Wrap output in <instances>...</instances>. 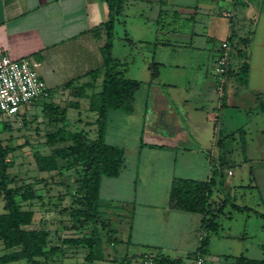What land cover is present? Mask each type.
<instances>
[{"label":"crops","instance_id":"1","mask_svg":"<svg viewBox=\"0 0 264 264\" xmlns=\"http://www.w3.org/2000/svg\"><path fill=\"white\" fill-rule=\"evenodd\" d=\"M107 16L101 0H0V55L28 59L46 85L62 80L60 92L76 81L90 82L91 70L97 71L94 88H99L105 37L90 31ZM222 41L230 46L234 41L245 56L230 57L228 82L219 98L213 68ZM112 57L122 63L123 76L140 87L131 113H107L105 141L123 149L124 161L118 176L101 179L100 200L131 205L129 235L121 243L191 264L194 256H187L196 251L205 231L201 215L168 208L173 178L213 177L210 202L216 201L211 203L215 207L218 201L212 196L220 188L227 191L220 198L226 204L229 186L238 185L226 177L237 168L249 178L240 187L264 195V0H123L113 26ZM150 63L157 66L153 79ZM243 63L248 65L244 84L237 76ZM90 93L79 98L86 100V109ZM109 113L116 118L114 143L108 141ZM93 118L94 124L96 114ZM119 207L125 216L129 208ZM246 207L262 218L258 225L264 227V206ZM218 225L203 255L206 264H236L238 256L264 258L260 233L258 238L247 227L235 233L229 228L227 251L211 253L213 239L221 236ZM126 247L117 253L139 256Z\"/></svg>","mask_w":264,"mask_h":264},{"label":"trees","instance_id":"2","mask_svg":"<svg viewBox=\"0 0 264 264\" xmlns=\"http://www.w3.org/2000/svg\"><path fill=\"white\" fill-rule=\"evenodd\" d=\"M107 6V19L93 28L90 32L99 37V32L104 34V43L100 47L102 57V78L98 85L99 90L89 95L88 109L95 112L96 126L95 134L89 137L83 130H71L62 127L65 121V110L50 103L44 102L42 111L48 117L53 126L45 134L46 143L53 147L49 154H35L41 171H55L58 169H74L76 189L73 203L77 204L71 215L79 223H89L92 228L89 234L83 236L62 237L59 244H49V233L40 228H32L33 209L20 206L16 200V191L8 187L11 177L8 169L13 167V161L7 156L15 148L3 145L0 138V197L3 201L0 212V242L7 252L0 255V264L18 262L24 260L27 264H50L52 259L64 256L66 247L82 246L88 249L85 261L93 264L97 260L96 248L102 242L114 244L122 242L111 232L116 233L115 228L110 226L108 219L101 217L100 211V183L103 177H116L124 161V151L117 145L105 141V125L109 111H121L131 113L133 110L134 93L140 87V82L125 78L120 69L122 63L112 57L113 26L123 6V0H101ZM245 45L244 40H239ZM232 42V41H231ZM230 57H244L245 53L238 44L232 42L230 46ZM152 79L157 75V66L150 63L148 66ZM97 71L91 70L88 76L90 82L83 83L77 87L78 98L85 95V88L95 86ZM238 80L244 84L248 76V65L243 63L237 73ZM72 82H68L70 85ZM49 98V96H48ZM264 110V105L261 106ZM24 114L4 116L7 120ZM2 117V116H0ZM6 122V121H5ZM7 126L6 124L3 127ZM243 144V142H242ZM243 147V146H242ZM223 167V165H221ZM214 173V172H213ZM11 178V179H10ZM215 185L213 177L207 181H199L185 178H173L170 183L167 206L180 212L201 215V226L205 235L199 240L196 251L187 257L195 256L197 253L205 255L208 240L211 234L219 231V225L215 217L221 211V206L212 207L210 197ZM21 201L39 200L40 195L31 190L22 191ZM235 210H248L246 206L231 204ZM212 207V208H211ZM262 217H264L261 214ZM110 229L109 234H101L99 230ZM104 235V236H103ZM142 259L147 257L142 255ZM236 264H264V259L255 260L243 256L235 257ZM153 264H184L181 258H171L157 251L153 258Z\"/></svg>","mask_w":264,"mask_h":264},{"label":"rangeland","instance_id":"3","mask_svg":"<svg viewBox=\"0 0 264 264\" xmlns=\"http://www.w3.org/2000/svg\"><path fill=\"white\" fill-rule=\"evenodd\" d=\"M117 51V50H116ZM115 53V52H114ZM77 82V81H76ZM74 83L69 90H61L62 80L60 83H56L55 86H49V98H38L32 102L22 105L20 107L19 113L24 114L16 118H11L7 120L4 116L0 117V138L3 145H9L15 148L8 158L13 161V167L8 169L9 176L12 178L8 187L16 191V200L22 207H29L32 204V209L34 212L32 220V228H40L46 230L49 233L48 243L51 245L59 244V239L62 237H72V236H83L89 234L92 228L91 224L83 223L79 224L71 215L73 208L77 204L73 203V196L76 189L75 174L74 169H58L55 171H41L37 160L35 159V154L45 155L49 154L51 149L56 146H51L46 143L45 134L48 130L52 129L53 126L49 123L48 117L44 111H42V104L48 102L52 107L56 106L60 109H64L65 121L62 127L71 130H83L89 137H93L95 134V125L91 123L94 113L88 112L89 109L85 108L86 100L79 99L77 87L80 83ZM45 83V82H44ZM72 84V83H71ZM46 85V86H47ZM47 87V88H48ZM85 88V91L91 92L89 95L96 93L99 88ZM90 90V91H89ZM96 90V91H94ZM88 95V96H89ZM88 102V101H87ZM115 112V111H110ZM120 112V111H116ZM115 113H109V137L108 141L114 143L112 138L115 135L116 129V118ZM6 121V122H5ZM6 124L7 126L3 127ZM127 149H129V146ZM235 173L232 177L226 176L227 180L232 182H238L236 186H229L230 195L224 204L220 201L222 196H225V191L220 188L218 193L212 196V199L218 201V206L222 208L223 212L219 213L215 217V221L220 223L222 228L221 236L214 238L215 242L211 246V253L225 252L228 248V243L225 241L226 236L229 233V228L231 233H235L238 230L247 227L249 231H255L260 233L261 240L264 241V227H259V223L262 222V218L255 215L252 212L246 210H235L231 207V204H238L240 206H256L260 209V206H264L261 203L264 202V195L259 193V190L254 188L240 187L241 184L244 186L248 184L249 178L246 173H242L240 169L235 168ZM33 189L36 194L40 195L39 200L32 201H21L19 194L22 191ZM261 197V201L259 200ZM218 197V198H217ZM101 217L108 219L110 226L107 228H115L118 231L116 233L111 232V236L118 237L120 240L123 239L125 242L128 233L129 225L132 219V212L127 206L130 204H119L116 202L107 203L103 200L99 201ZM216 201H212L215 203ZM216 205V206H217ZM3 201L0 197V212L2 211ZM118 206H124L126 209L125 216L122 217L123 212L119 211L122 209ZM215 206V207H216ZM264 213V210H263ZM258 225V226H257ZM110 229L99 230L101 234L108 233ZM104 236V235H103ZM214 234L209 236V239L214 237ZM259 234L257 235V237ZM259 238V237H258ZM256 238V239H258ZM257 243V242H256ZM254 243V244H256ZM127 246L128 253L136 254L139 256L128 257L126 252L117 253L121 250V247ZM126 247V249H127ZM209 249V247H207ZM147 248L143 246L134 245L132 242L130 244L126 243H105L102 238V242L96 248L97 260L93 264H140L142 260V255L146 253L147 257H152L156 255V249ZM153 251V252H152ZM7 251L3 249L0 242V255L6 253ZM88 253V249L82 246H69L65 249L64 256L57 257L50 261V264H88L85 261V256ZM150 253V254H147ZM168 255H173L171 252H167ZM130 254V255H131ZM264 259V258H261ZM4 264H27L24 260L18 262H9Z\"/></svg>","mask_w":264,"mask_h":264},{"label":"built area","instance_id":"4","mask_svg":"<svg viewBox=\"0 0 264 264\" xmlns=\"http://www.w3.org/2000/svg\"><path fill=\"white\" fill-rule=\"evenodd\" d=\"M230 72V45L222 41L214 62V91L222 98ZM49 90L28 59H12L0 55V116H14L20 107L38 98H48ZM216 120V116L214 117ZM231 171H228V175ZM140 264H153L145 257ZM191 264H206L204 256L196 254Z\"/></svg>","mask_w":264,"mask_h":264}]
</instances>
